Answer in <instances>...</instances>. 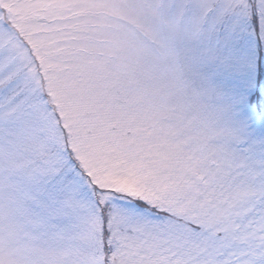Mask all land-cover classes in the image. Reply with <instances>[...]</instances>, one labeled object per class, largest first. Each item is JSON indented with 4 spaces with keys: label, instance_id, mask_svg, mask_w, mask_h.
Returning a JSON list of instances; mask_svg holds the SVG:
<instances>
[{
    "label": "snow or ice",
    "instance_id": "obj_1",
    "mask_svg": "<svg viewBox=\"0 0 264 264\" xmlns=\"http://www.w3.org/2000/svg\"><path fill=\"white\" fill-rule=\"evenodd\" d=\"M0 264H264V0H0Z\"/></svg>",
    "mask_w": 264,
    "mask_h": 264
}]
</instances>
